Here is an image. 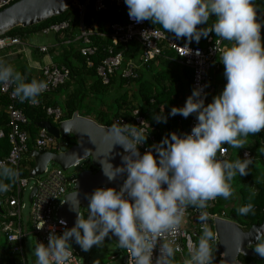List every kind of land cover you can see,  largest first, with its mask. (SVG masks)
Instances as JSON below:
<instances>
[{
    "label": "clouds",
    "instance_id": "obj_1",
    "mask_svg": "<svg viewBox=\"0 0 264 264\" xmlns=\"http://www.w3.org/2000/svg\"><path fill=\"white\" fill-rule=\"evenodd\" d=\"M124 3L131 20L150 21L174 34L177 40L185 38L188 43H199L202 37L214 33L229 42L230 47L222 51L220 59L226 84L207 104L206 85L194 88L184 106L172 107L169 113L184 118L195 114L197 123L190 134L169 133L143 154L138 147L147 140L143 127L119 121L107 128L103 141L110 144V150L114 145L122 146L127 155L122 156L121 166L101 163L103 174L109 181L126 174L123 184L119 191L101 187L87 195L86 217L79 212L76 199L72 208L77 212L74 226L67 228L61 219L59 223L65 225L61 235L52 232L47 245L37 242L35 264H71L74 255L70 241L74 240L87 252L93 246L102 247L106 237L111 239L110 233L118 238V246L127 251L132 264H174L175 254L182 251L175 237L189 207L199 211L197 219L202 235L196 243L189 239L184 264H213L217 234L209 226V216L204 210L217 197H232L234 178L248 175L253 164L247 153L244 159H224L228 147L222 145L243 148L249 145V135L264 130L261 35L264 20L258 16L260 9L255 0H124ZM210 17H214L211 24ZM184 49L185 54L191 51L187 44ZM25 81L26 77L12 65L0 60V84L14 85L13 95L21 103L38 105V98L48 88L47 82ZM154 119L157 123L167 122L163 115ZM19 179L17 168L0 161V192L9 190L10 184L4 181L15 183ZM238 212L246 216L254 213V206L246 204ZM44 225L45 221L35 226L42 230ZM158 243L159 255L154 259ZM253 250L264 258V233L256 236Z\"/></svg>",
    "mask_w": 264,
    "mask_h": 264
},
{
    "label": "trees",
    "instance_id": "obj_2",
    "mask_svg": "<svg viewBox=\"0 0 264 264\" xmlns=\"http://www.w3.org/2000/svg\"><path fill=\"white\" fill-rule=\"evenodd\" d=\"M79 1L83 2V0ZM255 4L260 9V19L264 20V0H255ZM104 6L103 10L95 11L92 4L88 3L85 6L84 14L82 16V24H93L97 32V34L90 36L91 43L95 46V51L88 57L91 62L90 65H86V58L82 56L78 50L81 45V41L76 39V36L78 35V12L77 8L71 4L58 15L50 16L30 26H15L6 32L7 35L22 38L28 32L40 33V30L47 27L49 24L59 23L61 21L67 22V27L62 31L44 34L51 35L53 39V45H51L48 50V52L52 54V62L57 66L68 68L67 77L62 83L51 87L49 91L43 92L38 98L40 101L38 105L33 106L28 101L21 103L18 98L14 99V105L20 108L24 116L27 118V122L21 125V128L27 133L25 142L26 151L23 154L20 167L18 168L21 177L29 178L28 171L33 166V161L28 153L32 149H35L34 141L38 132V127L35 124L38 121L47 120L52 125L57 126L60 120L69 118L74 111L81 116H86V113L82 112V109L84 107H90V101L86 102L87 106L83 105L84 101L88 100V97H95V104L91 107L93 110L85 112L92 114V119L100 125L110 126L113 120L117 117H122L130 122L133 118L131 111L134 108H137L139 115L142 116L145 112H151V115L158 113V115L167 117L166 123H157L154 119L155 116H150L148 118L149 124L153 126V129L149 130L148 133L153 136L155 144L159 143L165 136H168L169 133L175 132L177 135H183L187 130V118H184L179 114L175 116L169 115L171 108L175 107V105L172 94L173 90L169 86L162 84L163 79L167 78L166 76H163V74L167 72L165 69L154 72L150 80L142 76L140 77L138 71L135 78L121 77L119 72L115 71L109 76L107 84H102L100 82V79L95 73V68L100 63V60L106 57L107 48L111 46L108 37V24L112 22L123 23L125 11L128 10L124 0H122L120 5H115L110 0H104ZM213 20L214 17H210V22L208 23L211 24ZM145 22L153 25L150 21ZM153 26L163 30L159 25ZM205 26L207 25H201L199 27ZM261 35L262 42H264V27L261 29ZM208 37L210 40L218 38L214 33H210ZM206 39L207 38L202 37L199 43L192 41L189 44L205 48L207 44ZM180 41L188 43L185 38H181ZM221 43L224 46V49L230 47V44L227 41L221 39ZM112 50L113 52H118L119 50L122 51V63L128 58L136 59L140 53L139 45L135 41H129L124 45L119 44L113 46ZM55 51L56 54H53ZM159 57L168 59L174 56L171 51L163 48L157 58ZM218 58L220 59L218 56L215 59ZM151 62L145 65L148 66ZM221 67L222 65L220 66V64H218L217 68ZM210 74L211 71H209V84L211 82ZM22 75L26 77L25 82H30L32 79L42 80L41 77H33L29 73H22ZM185 76L189 80L190 87V69L185 68ZM129 84H133L134 88L131 90L127 87L124 89L122 88V86H128ZM112 86L115 87L113 97L111 102L106 105L104 94H106ZM190 91L192 93L191 87ZM8 102L9 100L7 96L5 94H0V129L4 133V135L0 137V159L4 158L9 150V142L5 135L8 129L6 124L7 114L5 107ZM103 105L104 108H102ZM47 106L59 109V121H53L52 117L45 113V107ZM248 141L249 145L243 147L249 149L253 157V164L249 166L248 175H237L232 182V187L235 189L234 195L228 199L217 197L213 201V205L208 208L209 212L225 210L226 214L228 216L231 215L233 221L242 226L245 230L252 224H260L264 220V130L255 136L249 135ZM57 142L65 143L68 147L75 143V138L72 135H67L63 138H59ZM145 143L147 144L148 141ZM227 147L229 150L227 160L233 161L237 158L242 159L240 151L243 148H239L237 152H232V147L228 145ZM82 169H91L94 171L95 167L91 166L89 162L83 160L79 166V170ZM35 177L36 176L31 178ZM4 182L9 183L10 187L7 192H0V207L2 209V213H0V221L5 220L3 219L4 217H1L6 209L5 200L15 187V183H11L10 181ZM70 190L71 188L69 187L67 192ZM249 203L254 206V213L250 212L246 216L240 215L238 208ZM2 205H4V207H2ZM192 208L193 207H189L187 209L188 214H190ZM0 235L3 239V242L0 243V264L19 263L20 256L18 253L11 250V246L1 230ZM114 243L116 244L117 249L123 253V250L120 249L118 244L116 242ZM254 245L250 246L254 256L238 255L237 259L242 264H264V258H261L254 252ZM22 253L25 258L24 247ZM13 254H16L17 256H14ZM214 257L213 264H220V257L215 253ZM93 264H103V261L96 260ZM174 264H184V261L180 260L175 255Z\"/></svg>",
    "mask_w": 264,
    "mask_h": 264
},
{
    "label": "built area",
    "instance_id": "obj_3",
    "mask_svg": "<svg viewBox=\"0 0 264 264\" xmlns=\"http://www.w3.org/2000/svg\"><path fill=\"white\" fill-rule=\"evenodd\" d=\"M16 0H0V9L15 2ZM115 5H120L122 0H110ZM91 3L95 11H100L104 9V0H83L80 4L75 5L78 12V23L77 30L78 35L76 39L81 41L79 46V53L86 58V65H90V60L88 57L95 51V46L92 45L90 36L97 34L93 24L84 25L82 24V16L84 14L85 6ZM260 11L258 12V16ZM67 27L66 21H61L59 23L49 24L40 30V33L46 34L49 32L56 33L60 32ZM108 37L110 40V45L107 48V55L100 60V63L95 68V73L100 79L102 84H107L109 81V76L115 71L119 72L121 77L135 78L137 76V64L143 66L155 59L160 55L162 49H167L172 52L177 63L191 71L190 87L193 91L194 88L204 86V92L207 94L205 97V104H207V99L211 93V88L209 85V69L215 60V58L221 57V53L224 50V46L221 43V38H216L210 40L207 37V44L205 48L199 46H194L189 43L181 42L180 39L177 40L171 33H166L165 31L147 24L145 21L141 23H136L131 20L128 16V10L125 11L124 22H112L108 24ZM67 41V40H66ZM129 41H135L138 43L140 48V53L136 58V63L132 62V59L128 58L124 63H122V51L113 52L112 47L119 44H126ZM20 40L17 36H11L7 34L0 35V51L7 46L17 45ZM191 50L190 53L185 54V45ZM40 52H46L47 46L41 45L38 47ZM198 52V54H197ZM68 75V68L64 66H57L54 62L48 61L40 67L38 76L41 77L43 81H46L49 91L51 87H54L64 81ZM14 85H3L0 84V94H5L9 100L5 110L7 114V132L6 138L9 142V150L6 156L0 161H4L14 168H19L23 154L26 151V138L27 133L21 128V125L27 122V118L24 116L20 108L14 105V99L16 97L13 95ZM45 91V92H46ZM45 113L50 115L53 121H59L60 111L58 108L45 107ZM132 120L130 122L126 121L122 117H117L113 120L112 124H117L121 121L122 124H133L136 126L143 127L145 134L147 135L148 143H143L139 145V151L144 153L151 145L155 144L153 136L148 133L149 130L153 129V126L145 119L144 116L139 115L137 108L131 111ZM197 123L196 115L192 114L187 117V130L185 133L191 132L192 127ZM110 125V126H111ZM149 125V126H148ZM110 127L109 125H104ZM4 135L3 131L0 129V137ZM35 149H43L46 151L56 152L58 146L61 142L47 133L44 128H38V132L34 141ZM227 147V144L222 145ZM54 150V151H53ZM252 157L251 152L247 148H243L240 151V156L242 159L245 158V154ZM153 155L155 151L153 150ZM219 155V154H218ZM229 150L224 154L223 158L228 159ZM126 178V174L123 175ZM75 181V176L66 175L65 172L59 168L57 165L48 167L45 166L42 174L36 176L35 178L21 177L15 182V187L10 193L6 200V209L1 217L5 220L0 221V230L5 235L7 242L11 246V250L18 253L20 256V262L17 264H26L25 258L23 257V245L24 237L26 233H31L34 235L35 244L37 242L44 243L47 245L48 236L54 232L56 235H61L65 230V225L59 223L62 219L56 216V209L54 211V203L60 197L63 196L71 185L73 186ZM35 186V191L31 197V201L28 204V223L27 231H24L21 220V209L24 207L22 191L26 187L29 189ZM106 188L104 186H98L94 188L90 194L97 188ZM166 187V185H165ZM27 197V196H26ZM62 202V198L59 200L58 205ZM213 205V201L209 202L208 208ZM58 207V206H57ZM208 224L212 227V219H226L233 221L225 210H220L218 212H209ZM199 211L196 208H192L190 214L187 212L185 221L181 225L180 231L175 237L176 243L179 244L182 251L177 252L175 255L182 261H184L183 252L188 255V242L189 239L196 243L198 238L202 235L201 224L197 219ZM192 216L193 220L190 219ZM45 221L44 228L38 230L35 225L42 224ZM63 220V219H62ZM234 222V221H233ZM236 223V222H235ZM237 224V223H236ZM238 225V224H237ZM240 228L241 226L238 225ZM67 227V224H66ZM199 233V234H197ZM18 237V238H17ZM17 238V239H16ZM125 255L124 264H132L131 258L127 251L123 249ZM73 259L71 264H81L78 260L76 252L73 250ZM159 255V243L154 250L153 258L155 259Z\"/></svg>",
    "mask_w": 264,
    "mask_h": 264
},
{
    "label": "water",
    "instance_id": "obj_4",
    "mask_svg": "<svg viewBox=\"0 0 264 264\" xmlns=\"http://www.w3.org/2000/svg\"><path fill=\"white\" fill-rule=\"evenodd\" d=\"M72 0H16L15 2L0 9V35L6 34L15 26H30L50 16L60 14L66 9ZM38 128H44L55 139L72 135L75 143L71 146L60 144L56 152L43 149H32L28 155L32 158L33 166L28 171V177L42 174L45 166L51 162L63 171L79 162L88 159L95 170L82 169L77 172L71 190L62 196V202L56 209V216L62 218L67 228L74 226L77 212L72 210L79 201V207L88 208L87 195L98 187H112L119 191L123 184V175L114 181H109L103 174L102 164L107 161L113 167L122 165V156L127 155L120 145H114L110 150V144L103 141V135L108 128L97 124L92 119L72 112L67 119L60 120L57 126L47 120L38 121ZM66 131V132H65ZM141 153V152H140ZM143 154V153H141ZM105 167L107 165L105 164ZM35 191L32 186L27 193V203ZM77 193V197L75 194ZM0 213L2 209L0 207ZM232 218L231 215H229ZM212 230L217 234L214 244L215 254L220 257V264H242L238 255L254 256L251 245L256 242V236L264 233V220L260 224H254L246 230H242L235 222L226 219H212ZM111 239L118 242V238L110 233ZM241 242V245H240ZM118 244V243H117ZM241 247V252L239 251ZM125 262V255L122 257Z\"/></svg>",
    "mask_w": 264,
    "mask_h": 264
},
{
    "label": "crops",
    "instance_id": "obj_5",
    "mask_svg": "<svg viewBox=\"0 0 264 264\" xmlns=\"http://www.w3.org/2000/svg\"><path fill=\"white\" fill-rule=\"evenodd\" d=\"M19 40L20 43H18L17 45L7 46L0 51V60L4 61L6 64L12 65L14 69L21 74L29 73L31 76L37 77L40 67L43 64H46L48 61H52V54L49 53L48 50L49 47L53 45V39L51 35H48L44 39V41H36L34 39L31 41H24L23 38H19ZM41 45L47 46V52H40L38 50V47ZM54 53L56 54V51ZM220 59H215L209 69V71H211V82L209 84L211 93L207 99V103H210L214 96L221 93L226 84V79L223 75L224 66L223 64H221ZM136 61V59H132V62L136 63ZM136 64L139 76H142L148 80L151 79V76L154 72L165 69L167 72H165L163 76H166L168 79H163L162 84L165 86H169L173 90L172 94L175 107L179 108L184 106L187 97L191 94L189 80L185 76V67L179 65L175 57H170L168 59L159 57L156 58L155 61L151 62L148 66H140L138 65V63ZM218 64H220V66L222 65V67L217 68ZM125 87H127L129 90L134 88L133 84L122 86L123 89ZM114 90L115 87L112 86L106 92V94H104H111L110 97L105 98L104 96L106 105L111 102ZM102 108H104V105L102 106ZM151 114V112H145L143 116L148 121V118L150 116L158 115V113H154L153 115ZM85 117L92 119V117L90 116Z\"/></svg>",
    "mask_w": 264,
    "mask_h": 264
},
{
    "label": "rangeland",
    "instance_id": "obj_6",
    "mask_svg": "<svg viewBox=\"0 0 264 264\" xmlns=\"http://www.w3.org/2000/svg\"><path fill=\"white\" fill-rule=\"evenodd\" d=\"M80 3L81 2L79 0H72L70 4L75 6V5L80 4ZM47 36L48 35H44V34H40V33H29L28 32L22 38L24 39V41H31L33 39L36 41H41V40L44 41V39ZM53 54H55V53H53ZM110 95L111 94L108 93L107 95H104V96L106 98V97H110ZM87 101H90L91 105H90V107H84L82 109V112L86 113V116L92 117V114H89L85 111L93 110V108H91V107L95 104V97H93V98L88 97V100H85L83 105L87 106V104H86ZM56 140L58 141V139H56ZM237 151H238V149L232 148V152H237ZM84 161L89 162L88 159H85ZM47 166L48 167L54 166V164L49 162L47 164ZM79 166H80V164L75 165V166H71V167L67 168L66 170H64V172L66 175L76 176L77 172L79 170ZM260 169H261V167H260ZM71 187H72V185H71ZM27 193H28V189L25 187L24 190L22 191L24 207L20 211L24 231H27V226L29 225V223H28V204H27V200H26ZM61 198H62V196H60L55 201L54 211L57 208L58 202ZM2 207H4V205H2ZM79 212L81 214H83L85 217L87 216V208L79 207ZM190 219L193 220L192 216H190ZM2 242H3V239H2V236L0 235V243H2ZM70 244H71L72 249L76 252L79 262L82 264H93L96 260H102L103 264H123L122 257L124 255V253H122V251L120 252L117 249V246L114 243V241L112 239L107 238V237L105 238L104 245L102 247L93 246L87 252L83 251L80 248V246L74 242V240L70 241ZM23 246H24V254H25L27 264H35L36 257L34 255V250H35L36 244H35L33 234L28 233V232L26 233V235L24 237V245ZM120 249L123 250L122 248H120ZM13 255L17 256L16 254H13ZM183 256H184V260L186 258H188V255L185 252H183Z\"/></svg>",
    "mask_w": 264,
    "mask_h": 264
},
{
    "label": "flooded vegetation",
    "instance_id": "obj_7",
    "mask_svg": "<svg viewBox=\"0 0 264 264\" xmlns=\"http://www.w3.org/2000/svg\"><path fill=\"white\" fill-rule=\"evenodd\" d=\"M252 225H254V224H252ZM241 229H242V230H245L242 226H241Z\"/></svg>",
    "mask_w": 264,
    "mask_h": 264
}]
</instances>
